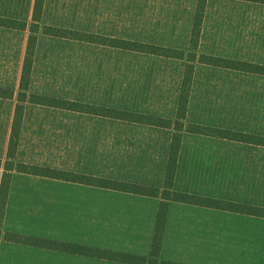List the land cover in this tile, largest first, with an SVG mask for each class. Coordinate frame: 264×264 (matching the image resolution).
<instances>
[{"label":"rangeland","instance_id":"obj_1","mask_svg":"<svg viewBox=\"0 0 264 264\" xmlns=\"http://www.w3.org/2000/svg\"><path fill=\"white\" fill-rule=\"evenodd\" d=\"M34 1L0 0V16L27 19L33 15ZM227 1L231 0H208L209 6ZM195 2L47 0L41 26L187 49ZM229 11L224 9L217 29L212 26L213 18L208 21L207 53L264 62V4L244 1L236 11L241 18L235 21ZM214 16L212 9L209 18ZM212 30L215 42L209 40ZM27 37V30L0 26V88L18 89ZM237 43L243 48L237 49ZM183 68L180 60L40 35L30 90L174 118ZM14 105L0 99V157L8 130L7 112ZM33 106L26 105L29 115L51 123L46 129L51 140H46L45 148L42 141L35 146L40 150L33 157L43 160L45 151L44 158L49 160L40 165L160 184L173 130L46 107L35 110ZM189 121L264 135V76L198 66ZM183 135L181 155L186 160L180 162L177 188L264 206V146ZM27 147L24 143L18 162L31 163L26 160ZM3 172L0 168V184ZM14 173L12 185L38 186L40 191L31 194L26 208L15 206L3 230L150 254L148 238L160 199ZM169 211V231L164 233L167 249L161 258L192 264H264V219L175 203ZM181 218L192 221L186 226ZM186 228L191 233L189 242L181 237ZM137 229L142 230L141 238ZM186 243L193 246L195 255L180 249ZM0 248V264H116L7 242Z\"/></svg>","mask_w":264,"mask_h":264},{"label":"trees","instance_id":"obj_2","mask_svg":"<svg viewBox=\"0 0 264 264\" xmlns=\"http://www.w3.org/2000/svg\"><path fill=\"white\" fill-rule=\"evenodd\" d=\"M44 1L45 0L34 1L33 15L30 21L0 16V26L28 31L19 88L18 90L0 88L1 99L17 100L10 130L6 158H0V168H3L4 170L0 184V241L4 240L32 247L51 249L59 252L99 258L125 264H188L161 258V249L170 202H181L219 211L264 218L263 205H255L240 200L223 199L211 195L178 190L175 188L176 175L180 166L179 159L184 132L264 146V135L200 123L186 122L195 67L197 63L221 67L228 70L264 75V64L200 52L199 45L208 0H197L196 2L188 50L74 30L54 25L41 26ZM246 1L264 4V0ZM40 32L52 37L96 43L159 57L183 60L184 72L176 107V118L170 119L143 112L111 108L95 103H85L68 98L30 93L29 88L37 50L38 35ZM26 102L60 108L68 111L140 123L154 127L172 129L173 133L167 158L163 186L156 187L116 178L102 177L38 164L18 162L16 158ZM14 172L57 181H66L74 184L89 185L119 192L159 198L160 204L150 254L148 256L139 255L120 250L91 246L84 243L45 238L27 233L3 230L9 190Z\"/></svg>","mask_w":264,"mask_h":264},{"label":"crops","instance_id":"obj_3","mask_svg":"<svg viewBox=\"0 0 264 264\" xmlns=\"http://www.w3.org/2000/svg\"><path fill=\"white\" fill-rule=\"evenodd\" d=\"M244 1H246V0H231V1L224 2L223 4L222 3H219V4L215 5V6H209L210 5V2L207 1L206 11H205V17H204L203 26H202V33H201L200 45H199V50H200L201 53H207V25H208V21H210V19L213 18V24H212V26L214 28L216 27V29H217L218 28L219 21H220V17H223L224 16V14H223L224 13V9L231 10V11L227 12V14L229 15V17H230L231 20H234L235 21L238 17L241 18L238 14H236V11L238 10V7L239 6L242 7ZM196 2H197V0H196ZM196 2L194 3L195 4L194 9H192V11H191V17L189 18L190 19V21H189V30H188L189 37H190V34H191V30H192V24H193V17H194L195 8H196ZM249 2H251V1H249ZM260 4H262V3H260ZM46 5H47V0L44 1L41 23L43 22V14H44V9H45ZM212 9L215 12V16L209 18L210 11H212ZM232 11H234V13ZM31 18H32V15H30L27 19H24V20L30 21ZM216 22H217V24H215ZM43 25H50V24H43ZM23 31H25V30H23ZM214 33H215V31L212 30V32L209 34L210 35L209 36L210 37L209 40L211 42H215ZM40 35H44L46 37L49 36V35L43 34L42 32H40L39 35H38L37 50H36V55H35V61H34L32 76H33L34 68H35V62H36V57H37V52H38L39 36ZM76 41L78 43H86V44H92V45H101V44L84 42V41H78V40H76ZM26 43H27V41H26ZM170 47H173V46H170ZM175 48H179V47H175ZM188 48H189V45H188ZM188 48L187 49H184V50H188ZM202 48H203V50L201 51ZM239 48H243V46H241V45L238 46V43H237V49H239ZM181 49H183V48H181ZM24 52H25V49H24ZM218 56H220V55H218ZM224 57H229V56L227 55V56H224ZM229 58H232V57H229ZM170 59H173V58H170ZM235 59H238V58H235ZM175 60H178V59H175ZM180 61H183V60H180ZM243 61H245V60H243ZM249 62H252V61H249ZM183 63H184V61H183ZM254 63L264 64V62H260V61L254 62ZM22 64H23V62H22ZM200 65L206 67V69H207V67H214V66H208L206 64H201V63H197L196 64L195 73H194V80H193V86H192V89H191V96H190V102H189V108H188V112H187L186 122H188V118H189L190 112H191L193 90H194V88L196 86V71H197V67L200 66ZM214 68H221V67H214ZM21 69H22V66H21ZM232 71H234V70H232ZM183 72H184V68H183ZM240 72H242V71H240ZM20 74H21V71H20ZM254 74H256V73H254ZM259 75H261V74H259ZM182 76H183V73H182ZM205 79H207V78H205ZM181 81H182V77H181ZM19 82H20V80H19ZM31 82H32V77H31ZM180 87H181V82H180ZM30 89H31V84H30L29 92L32 93ZM15 90H18V89H15ZM179 93H180V91H179ZM50 96H54V95H50ZM57 97H60V96H57ZM62 98H66V97H62ZM178 98H179V94H178L177 99L175 100L176 101L175 104L173 105L172 117H174V118H170V119H175L176 118V107H177ZM68 99H70V98H68ZM2 100H11V101H13L15 103V105L17 103V100L16 99H2ZM28 103L29 104H32L30 102H26V105ZM15 105H14V107H11V109L7 112L8 113V119H9V121H8V124H7V129L8 130H7V134H6V137H5V142H4V145H3V153H2V155L0 157L2 159H5L6 158L8 141H9V137H10V130H11L12 120H13V116H14ZM34 105H36V106H33V109H35V110L36 109H41L43 107H46V108H49V109L62 110V111H65V112H74V111L63 110V109H60V108L42 106V105H37V104H34ZM79 113H81V112H79ZM82 114H86V113H82ZM86 115H91V114H86ZM91 116H97V115H91ZM198 123L205 124V125H210V124H207L206 122H198ZM50 124H51L50 122H45V121L42 122V121L38 120L35 116L29 115V110H28L27 107H25V113H24V117H23V125H22V130H21L20 142H19V147H18V151H17V159H18L19 152H21V150L23 149V144L26 143L28 145V147L26 149L27 150V154L29 155V158L26 159V160H28V162L31 161L32 164H38V165L45 164L46 163L45 161H48L49 162V160H46L44 158L45 157V154H46L45 151H43V160L37 159V158H35V156L33 157V154H36L37 151L40 150V147H35V146H40V142L41 141L43 142L44 148H45L46 140L47 139H50L51 140V132L46 131V129H48L47 127H51ZM41 125H42V128H41ZM211 126H213V125H211ZM216 127H218V126H216ZM158 128H160V127H158ZM224 128H228V127H224ZM163 129H168V128H163ZM229 129H233V128H229ZM169 130H172V129H169ZM172 133H173V131H172ZM189 134H191V133H189ZM193 135H197V134H193ZM184 137L185 136L183 135L182 149H181V153H180L179 162L186 160V159H183L182 158V155H181V154H183V150H184V142H183L184 141ZM171 138H172V136H171ZM171 138H170V142L168 144V153H169ZM210 138H212L214 140H226V141H228L227 139H219V138H213V137H210ZM233 142H236V141H233ZM21 145H22V147H21ZM49 146H51V145H49ZM167 158H168V154H167ZM167 158H166L165 168L163 170V174H162V178H161L160 184H157V185L154 184L153 185V184L148 183V182H139V181H138V183L148 184V185H152V186H156V187H162L163 186V181H164V174H165L166 164H167ZM65 170H67V169H65ZM75 172H79V171H75ZM179 172H180V166H179L178 173L176 175V179H177V177L179 175ZM81 173H86V172H81ZM17 174H21V173H17ZM87 174H91V173H87ZM21 175L26 176V177H30V178H34V179L37 178V179L48 180V181H57V180H52V179L43 178V177H39V176H32V175H27V174H21ZM91 175H97V176H102V177H109V176L101 175V174H91ZM109 178H111V177H109ZM126 181H129V180H126ZM62 182H66V181H62ZM131 182H135V181H131ZM70 185H72L73 187H86V188H96V189H99V187H94V186H89V185H82V184L70 183ZM175 187H176V185H175ZM37 188H38V186H14V185L11 184L10 190H9V197H8V201H7L6 213H5V217H4V223H5V220H7L11 216L12 211L15 210V206L17 208H19V209L26 208L28 206V203L31 202V200H32L31 194L32 193H38L39 194V191L40 190H38ZM100 189H103V188H100ZM177 189L178 190H183V189H179V188H177ZM106 190H109V189H106ZM110 191L113 192L114 190H110ZM183 191H185V190H183ZM114 192L121 193V194H125V195L143 197V198L159 199V198H156V197H148V196L136 195V194H131V193L119 192V191H114ZM38 198L41 201H44V199H45L43 196H39ZM225 199H228V198H225ZM232 200H235V199H232ZM236 200H239V199H236ZM240 201H246L247 202V200H240ZM173 203L180 204V205L194 206V207L197 206V205L186 204V203H181V202H172L170 204H173ZM252 204H255V203H252ZM255 205H258V204H255ZM197 207L206 208V207H201V206H197ZM158 208H159V205L157 207V210H155V221H154V227L152 228L153 230L150 233L151 234V237L148 238L149 242H151L150 243V252H151V247H152V240H153L154 229H155V224H156V219H157V214H158ZM169 210H170V205H169ZM170 214H171V211L168 212V217H167V222H166V228H165V234H166V232L169 231L168 226H169V223H170ZM250 217H252V216H250ZM255 218H257V217H255ZM262 219H264V218H262ZM180 221L182 222L183 225L188 226L191 223L192 220L185 219V218H181ZM9 231H13V230H9ZM15 232H17V231H15ZM20 233H24V232H20ZM136 233L139 236V238H141L140 235L143 234L142 233V230L141 229H137V232ZM27 234H30V233H27ZM116 234L118 235V233H116ZM190 235H191V233L189 231V228L184 229L182 231V233H181V237L183 238V240L184 241H188V242L190 241ZM37 236H40V235H37ZM42 237L52 238V237H49V236H42ZM52 239H59V240H66V241H71V242H77V241H72V240L64 239V238H52ZM3 242L12 243V242H8V241L1 240L0 241V247H1V244ZM78 243H80V242H78ZM14 244H17V243H14ZM19 245H22V244H19ZM87 245H89V244H87ZM24 246H27V245H24ZM91 246H93V245H91ZM29 247H32V246H29ZM96 247H98V246H96ZM32 248H38V247H32ZM101 248H105V247H101ZM38 249H42V250H46V251L59 252V251H55V250H51V249H44V248H38ZM107 249H113V248H107ZM166 249H167V243H166V241L164 239L163 245H162V249H161V256H162V254L165 253V250ZM180 249L181 250L185 249L186 255H195L194 253H192V251L194 250V248H193V246L190 243L184 244L183 247L180 248ZM114 250H118V249H114ZM120 251H124V250H120ZM187 251H189V252L187 253ZM124 252L134 253V252H130V251H124ZM59 253L65 254V255H69V256H75V257H80L81 256V255L64 253V252H59ZM134 254H137V253H134ZM139 255H142V254H139ZM173 256L180 257L178 254H174ZM82 257H86V256H82ZM88 258H90V257H88ZM91 258L92 259H95V260H101V261H104V262H107V263L110 262V263H116V264H125V263H119V262L109 261V260H104V259H99V258H93V257H91ZM163 259H165V258H163ZM167 260H173V261L183 262V261L178 260L177 258H170V259L168 258ZM183 263H186V262H183ZM188 264H192V263H188Z\"/></svg>","mask_w":264,"mask_h":264}]
</instances>
